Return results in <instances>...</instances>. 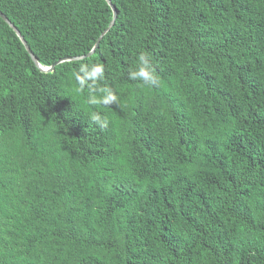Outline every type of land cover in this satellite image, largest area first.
I'll use <instances>...</instances> for the list:
<instances>
[{
	"label": "trees",
	"instance_id": "1",
	"mask_svg": "<svg viewBox=\"0 0 264 264\" xmlns=\"http://www.w3.org/2000/svg\"><path fill=\"white\" fill-rule=\"evenodd\" d=\"M112 1L0 0V264H264V0Z\"/></svg>",
	"mask_w": 264,
	"mask_h": 264
},
{
	"label": "clouds",
	"instance_id": "2",
	"mask_svg": "<svg viewBox=\"0 0 264 264\" xmlns=\"http://www.w3.org/2000/svg\"><path fill=\"white\" fill-rule=\"evenodd\" d=\"M74 76L80 89L89 91V103L92 105H117L119 96L111 87L104 84L106 79V68L103 63L87 62L81 63L74 71ZM128 79L139 81L142 85L152 88L158 85L159 76L156 67L152 63L151 56L141 51L137 57L134 67L128 71ZM91 119L95 122H104L105 117L93 113Z\"/></svg>",
	"mask_w": 264,
	"mask_h": 264
},
{
	"label": "water",
	"instance_id": "3",
	"mask_svg": "<svg viewBox=\"0 0 264 264\" xmlns=\"http://www.w3.org/2000/svg\"><path fill=\"white\" fill-rule=\"evenodd\" d=\"M108 3L111 5L113 12H114V16L113 19L111 21V23L109 24V26L105 29V31L102 33V35L100 36L99 40L97 41L95 48L99 45L100 40L102 38V36L104 35L105 32H107L115 23L116 18L118 16V9L117 6L113 3L112 0H107ZM0 16L7 21L11 27L14 28V30H16L17 34L20 36V38L22 39L23 43L25 44L26 48L28 49V51L30 52L32 58L34 59V61L36 62V64L43 70V71H51L54 69L56 63H59L61 61H69V60H75V59H81L84 58L86 56L85 55H79V56H67V57H63L61 59H59L57 62H55L54 64H52L51 66H44L42 64H40V62L38 61L36 55L34 54V52L32 51L30 45L28 44L27 40L25 39L24 35L22 34V32L19 30V28L10 20V18L0 9ZM95 49H93L89 54H91ZM87 54V55H89Z\"/></svg>",
	"mask_w": 264,
	"mask_h": 264
}]
</instances>
